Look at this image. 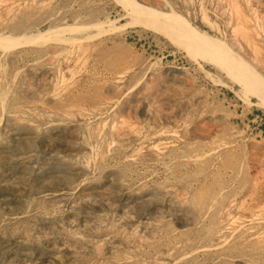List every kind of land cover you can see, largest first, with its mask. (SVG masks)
<instances>
[{"label": "rangeland", "instance_id": "1", "mask_svg": "<svg viewBox=\"0 0 264 264\" xmlns=\"http://www.w3.org/2000/svg\"><path fill=\"white\" fill-rule=\"evenodd\" d=\"M0 264H264V0H0Z\"/></svg>", "mask_w": 264, "mask_h": 264}, {"label": "bare ground", "instance_id": "2", "mask_svg": "<svg viewBox=\"0 0 264 264\" xmlns=\"http://www.w3.org/2000/svg\"><path fill=\"white\" fill-rule=\"evenodd\" d=\"M189 35V34H188ZM7 36H9V35H7ZM189 43V42H188ZM191 46V48L193 49V46L192 45H190Z\"/></svg>", "mask_w": 264, "mask_h": 264}]
</instances>
